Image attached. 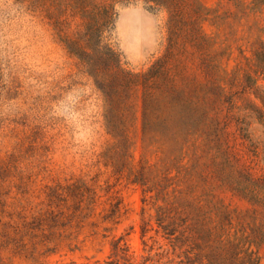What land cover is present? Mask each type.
<instances>
[{
	"label": "rangeland",
	"instance_id": "374dc122",
	"mask_svg": "<svg viewBox=\"0 0 264 264\" xmlns=\"http://www.w3.org/2000/svg\"><path fill=\"white\" fill-rule=\"evenodd\" d=\"M101 1L109 4L110 19L89 34L92 5ZM199 1L208 11L201 31L214 52L222 51L226 9H235L228 0ZM259 1L238 25L254 18L264 29ZM166 18L164 8L144 0H0V264H89L112 254L118 239L133 264H179V251L156 225L162 202L152 179L155 162L175 174L173 140L141 137L139 123L127 137L110 135L92 70L66 47L90 54L110 48L124 69L144 71L163 53ZM233 65L225 56L223 69ZM257 84L256 96L234 98L235 119L221 138L264 175V77ZM209 168L214 205L252 206L250 195L226 192V170ZM198 247L209 252L204 242ZM250 249L264 264V237Z\"/></svg>",
	"mask_w": 264,
	"mask_h": 264
},
{
	"label": "trees",
	"instance_id": "16d2710c",
	"mask_svg": "<svg viewBox=\"0 0 264 264\" xmlns=\"http://www.w3.org/2000/svg\"><path fill=\"white\" fill-rule=\"evenodd\" d=\"M144 1L167 13L163 53L146 70L124 69L110 48L94 47L90 54L75 51L67 43L66 47L92 70L110 135L127 137L139 123L141 137L173 140L169 162L175 174L169 175V167L155 162L152 179L155 199L162 202L155 210L156 225L172 249L179 251V264H262L250 245L264 237V199L260 196L264 175L253 172L257 162L245 163L231 154L221 138L235 119L234 98L246 93L256 96L258 80L264 77V29L254 18L238 25L262 1L228 0L235 11L226 9V48L218 52L201 31V20L208 11L199 0ZM92 12L96 21L89 34L108 22L110 6L101 1L92 5ZM225 56L226 62H234L226 70L222 67ZM199 73L205 81L199 79ZM212 163L226 170V192L243 198L250 195V208L237 211L208 199L213 188L204 168L210 169ZM213 209L217 222L210 216ZM244 217L252 221L246 222ZM147 226L146 222L142 232ZM200 241L209 247L205 255L199 252ZM113 249L105 259L89 264H118L120 260L133 264L121 239L114 242Z\"/></svg>",
	"mask_w": 264,
	"mask_h": 264
}]
</instances>
